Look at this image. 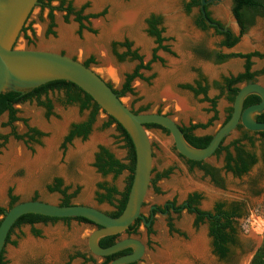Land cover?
Masks as SVG:
<instances>
[{"label": "rangeland", "instance_id": "obj_1", "mask_svg": "<svg viewBox=\"0 0 264 264\" xmlns=\"http://www.w3.org/2000/svg\"><path fill=\"white\" fill-rule=\"evenodd\" d=\"M60 1L54 0L51 8L42 5L35 8L17 48L64 53L81 63L94 58L91 68L120 93L126 77L134 73L139 63L129 58L121 62L115 51L124 54L126 49L120 45L129 42L144 64L151 62L158 45L147 32V20L159 17L166 40L164 46L170 53L159 50L160 60L152 64L150 71H141L142 79H135L131 84L132 92L121 100L130 110L169 116L183 128L206 126L194 132L197 137L214 136L232 109L228 92L223 90L224 79L243 74L246 61L231 56L259 53L263 58L251 60V71L264 70L262 16L256 15L244 32L241 29L240 37L238 29L231 24L227 29L239 41L228 48L222 45L225 38L216 29L210 27L202 31L197 27L201 12L200 7L188 11L192 0H65L76 11L85 8L84 16H100L85 22L86 29L82 31L74 16L67 18L65 12L55 10ZM207 1L208 12L215 22L225 28L229 22L234 23L233 0ZM51 9L55 10L53 34H49ZM218 56L229 58L219 61ZM197 83L208 88L207 99L216 101L215 110L205 96H196L186 89L187 86L197 88ZM255 83L264 87V76L259 75ZM244 84L236 88L240 90ZM49 99L53 103L50 116L33 101L15 106L19 121L13 125H9L7 113L0 117V208L5 212L10 209V194L18 198L19 203L37 198L59 205L62 195L51 193L48 187L55 179H60L69 195L77 193L74 205L114 213V206L98 202V193L103 194L98 187L106 184L123 194L130 173L104 176L95 165L101 148L129 164V149L122 132L117 124H110L107 114L100 112L88 138H77L63 148L72 126L86 122L90 112L64 105L63 92L51 93ZM45 100L43 97L42 101ZM29 129L43 134L38 144L29 143L27 138L16 140L13 137V133L25 136ZM148 134L154 163L152 185L142 210L144 216H148L153 207L164 209L167 203L180 208L193 193L201 195L198 205L201 211H211L219 201L238 202L243 204L245 216L236 225L238 246L231 248L227 259L221 260L213 252L208 222L197 224L195 216L184 209L166 215L157 211L148 225L140 223L137 233L130 235L146 247L138 264H251L255 252L264 244V143L261 138L254 133L250 135L254 147L249 141L242 143L258 158V164L245 176L226 174L224 152L204 163L220 172L224 187L218 189L199 169H191L175 150L169 134L161 129H150ZM242 137L243 132L236 131L226 139L224 147ZM168 172V176H164ZM159 176L162 178L158 180ZM2 218L0 216V223ZM96 229L76 220L22 225L10 236L3 264H104V259L94 257L88 249L89 236ZM125 237L129 236L124 234L119 240Z\"/></svg>", "mask_w": 264, "mask_h": 264}, {"label": "water", "instance_id": "obj_2", "mask_svg": "<svg viewBox=\"0 0 264 264\" xmlns=\"http://www.w3.org/2000/svg\"><path fill=\"white\" fill-rule=\"evenodd\" d=\"M39 5L40 0H0V95L7 92L27 93L56 81L74 84L88 94L101 112L114 119L130 137L135 149V171L126 208L117 218L85 205L60 206L39 200L16 204L5 212L0 223V259L15 224L24 216L37 215L52 219L86 220L97 227L88 239V249L94 257L105 259L131 249L132 254L117 258L111 264H135L146 252L145 245L139 240L121 238L108 248H102L99 242L106 237L126 234L137 220L143 219L142 210L151 187L154 163L152 142L145 126L156 125L166 130L180 156L188 161L205 163L216 155L223 142L240 125L251 133L264 132V123L256 121L257 116L264 114V87L257 83L244 84L234 100L230 120L212 136L205 149H195L186 141L181 127L169 116L133 113L91 67L87 68L83 63L61 53L17 48L22 31ZM208 5L209 1L201 0L200 12L207 25L218 32H226L209 20L206 10ZM232 24L238 29L237 35L240 37L241 26L235 16ZM252 95L258 96L261 102L245 109L244 103Z\"/></svg>", "mask_w": 264, "mask_h": 264}, {"label": "trees", "instance_id": "obj_3", "mask_svg": "<svg viewBox=\"0 0 264 264\" xmlns=\"http://www.w3.org/2000/svg\"><path fill=\"white\" fill-rule=\"evenodd\" d=\"M53 2L54 0H46V1L40 0V5H42L45 8H51ZM200 6H201V0H192V3L187 6V9L188 11H190L193 7H200ZM55 10L65 12L67 18H69L70 16H74L75 22L80 25L81 31L86 29L84 25L85 22H89L92 19H97L100 17L96 15L84 16L83 13L85 8L81 9L80 11H76L73 5L71 3L67 4L65 0L60 1L59 7ZM55 10L54 9L50 10L49 19L51 21V26L49 29V34H53L52 29L54 28ZM206 10H207V17L209 18V20L213 23H217L211 18L208 12V7H206ZM233 13L241 26L242 32H244L249 25L253 24L254 17L256 15L264 17V0H233ZM217 24L219 25V27H222L221 24L219 23ZM147 25H148L147 32L149 36L154 38L156 44L158 45V49L154 51L153 59L151 62H149L148 64H144L143 58L138 54L137 51L132 50V44H130L129 42H125L124 44L120 45L122 48L126 49V52L124 54L120 55L115 51L116 57L121 62L129 58L131 61L139 63L134 73L126 77V82L123 86L122 92L117 93L114 91V93L118 95L119 98L132 92L131 84L137 78L142 79L141 71H150L152 64L160 60L159 57L157 56V52L159 50H162L166 53H170L169 48L164 46L166 40L163 37L164 30L161 28L162 25L161 18L152 16L147 20ZM196 25L199 29L203 31L208 30L210 28L207 25L202 14H200V17L197 19ZM26 26L22 31V34L27 32ZM87 30L89 32H92L90 29ZM223 36L225 37V40L223 41L222 45L228 48L234 47L239 41V38H236L233 35H223ZM231 57L244 59L246 61L245 72L243 74H240L237 77L224 79L223 90H226L228 92L229 100L233 104L239 92V89L236 88V86L243 83H247V84L255 83L256 78L259 75L264 76V70L257 73H253L251 71L252 69L251 60L253 58H263V56L260 55L259 53H253L248 55H235ZM217 58L219 61H224L229 57L218 56ZM94 63H95L94 58H90L88 61L85 62L84 66L90 68ZM186 89L193 92L196 96L199 95L205 96L206 100L211 104L213 110H215L216 101L207 99V92H208L207 87H203L201 83H197V88L187 86ZM54 92L64 93L65 95L64 105L78 106L81 112H85V111L90 112L89 119L86 122L72 126L69 135L65 139L63 148H66L68 144H71L77 138H83V139L88 138V136L92 131V127L95 124L96 119L101 112V109L88 94H86L84 91H82L74 84L66 81H56V82L48 83L27 93L7 92L1 94L0 117L7 113L9 116V125H13L14 123L19 121L17 117L18 112L15 109V106L33 101H36L37 105L40 108L44 109L47 115L50 116L52 115L53 112V103L49 99V94ZM43 97H45L46 99L45 101H42ZM260 102L261 99L258 96L252 95L246 99L244 103V108L246 109L250 106L258 105ZM131 111L135 114H141L145 112V110H141L139 112H134L133 110ZM232 113H233V108L230 109L229 117L224 124H226L230 120ZM256 121L259 123H264V114L257 116ZM110 124H117L119 130L122 132V135L125 138L127 147L129 149V164L122 163L121 161L117 160L115 156L111 154L107 149L101 148L100 153L96 157L95 166L98 169V171L102 173L104 176H108L112 174L115 177H119L124 172H129L130 178L128 181V187L126 189V192L123 194H120L115 187H110L106 184L99 185L98 188L101 192H103V194L98 193L97 200L100 204L108 203L109 205L114 206L116 211L108 215L113 218H117L124 212L128 202V197L133 181V174L135 171V149L130 137L114 119L110 118ZM145 127L147 130L161 129L168 134L166 130L156 125H146ZM205 128L207 127L204 125H191L189 128L181 127V130L184 133L186 141L192 147H194L195 149H205L210 144L212 137L211 136L197 137L194 135V132L196 130L205 129ZM237 130L243 132V137L239 140L234 141L232 144H230L227 147H224V143H225L224 141L223 144L221 145V148L217 151L216 156L224 152L226 154L224 171H226L227 173H233L237 177H242L247 175L251 171V169L258 163V158L256 154L247 151L246 148L242 145L243 141H249L250 145L254 147V139L249 135L250 132L247 130L245 131L242 125H240ZM255 136H259L264 143V132L255 133ZM13 137L16 140H23L27 138L29 143L38 144L39 139L43 137V134L36 129H29L28 133L25 136H19L16 133H13ZM4 140L6 141L7 138L5 137ZM262 152H263L262 158L264 161V145ZM186 161L191 167V169L197 168L205 175V177H209L215 186L219 188L224 187L223 180L220 177V172L218 170L205 165L203 162H193L188 160ZM168 174L169 172L166 173L164 176H168ZM160 178H162V176H159L158 180ZM48 190L51 193H59L62 195L63 199L59 204L60 206L74 205L73 200L75 199L77 193L73 195H69L68 190L63 189V182L60 179H55L54 184L52 186H49ZM118 196L120 197L119 200H117ZM10 200H11L10 209L19 203V199L12 196V194H10ZM33 200L37 201V198ZM200 201H201L200 195L195 194L189 197V203L191 205H199ZM220 209L221 206L218 207V212L224 217V219H213V221L210 223V236L213 238L214 253L217 256H219L222 260H225L229 257L231 253V248L238 246V239H237L238 231L236 227L237 223H235L236 219H229L231 217H236V215L234 213H228L225 215L224 213H222ZM191 213H195L197 215L199 214L203 215L199 209L193 210ZM4 214H5V210L0 208V216L3 217ZM71 220H76L79 222L93 225L84 219H52L37 215H27L22 217L15 224V226L13 227L10 233V236L15 228L20 227L22 225L34 226L36 224H41V223L46 224L48 222L71 221ZM137 222L138 221H136L134 225L130 227L129 231L127 232L128 234L132 235L137 233V228L139 225ZM204 222H205L204 216H200L198 219H196L197 224H202ZM169 226L170 228H173V225L171 223ZM10 236L8 238V241L10 239ZM120 237H121L120 235L106 237L99 242V245L102 248L111 247L119 240ZM130 251L131 249H128L114 256L105 258L104 264H110L113 260L117 258H120L125 255H129ZM2 261H3V254L0 259V264H3ZM251 264H264V244L256 252L254 258L251 261Z\"/></svg>", "mask_w": 264, "mask_h": 264}, {"label": "flooded vegetation", "instance_id": "obj_4", "mask_svg": "<svg viewBox=\"0 0 264 264\" xmlns=\"http://www.w3.org/2000/svg\"><path fill=\"white\" fill-rule=\"evenodd\" d=\"M208 7V6H207ZM221 29H223V30H226V32H224V33H221V35L223 34V35H232V33H231V31L229 30V29H226L225 28V26H223L222 25V27H220ZM203 31V30H202ZM216 31H218L217 29H216ZM222 35V36H223ZM224 37V36H223ZM225 38V37H224ZM62 55H65L66 56V54H64V53H61ZM74 60H76V61H78L77 59H75V58H73ZM83 64H85V62H83ZM245 84H247V83H245ZM110 87H111V89L113 90V91H115V92H117L116 90H114V88L110 85V84H108ZM118 93V92H117ZM135 112V111H134ZM228 117H229V113H228V115H227V117H226V119H225V121H224V123L226 122V120L228 119ZM224 123H223V125H224ZM238 131V130H237ZM246 131V130H245ZM251 134H253V133H249V135H251ZM254 135H255V133H254ZM216 156V155H215ZM225 157H226V154H225ZM258 164V163H257ZM256 164V165H257ZM224 167H225V159H224ZM226 172V171H225ZM226 174H231L233 177H237V176H235L233 173H227L226 172ZM209 178V177H208ZM210 179V178H209ZM210 182L213 184V182H212V180L210 179ZM151 185H152V183H151ZM214 185V184H213ZM215 186V185H214ZM216 188H218V189H220L219 187H217V186H215ZM195 194H197V195H200L199 193H193V194H191V195H189L188 197H187V199H186V201H185V203L183 204V206H181L180 208H177V206L175 205V204H173V203H167L166 204V206L164 207V209H159V208H157V207H153L151 210H150V212H149V215L148 216H144L143 214H142V216H143V219H139V220H137L138 222V224H140V223H143V224H145V225H147V224H149L152 220H153V218H154V216H155V214L157 213V211H160L161 212V214H163V215H166L167 213H169L170 211H174V212H177V213H179L180 212V210L181 209H184V210H187L190 214H193L194 216H195V219H198L200 216H204V219H205V221L206 222H208V230H209V236H210V223L213 221V219H224V217L218 212V207L219 206H221V211H222V213H224L225 215L226 214H228V213H234L235 215H236V217H231V218H229V219H236L235 220V223H237L240 219H242L244 216H245V211H244V207H243V204H241V203H238V202H232V203H228V202H224V201H219V202H216L215 204H214V206H213V208H212V210L211 211H209V212H204V211H201L200 209H199V206L198 205H191L190 203H189V197L190 196H193V195H195ZM201 196V195H200ZM37 200H39V199H37ZM196 209H199L201 212H202V214L203 215H197V214H195V213H191L193 210H196ZM129 237H130V234H128V233H126ZM210 238L212 239V246H213V238L210 236ZM213 252H214V247H213ZM133 253V251L131 250L130 251V254H132ZM4 254V253H3ZM215 254V253H214ZM216 255V254H215ZM79 256H81V257H83L82 255H79ZM217 256V255H216ZM219 259H221L219 256H217ZM222 260V259H221ZM4 261V260H3ZM2 261V262H3ZM139 262H137V263H135V264H138Z\"/></svg>", "mask_w": 264, "mask_h": 264}, {"label": "bare ground", "instance_id": "obj_5", "mask_svg": "<svg viewBox=\"0 0 264 264\" xmlns=\"http://www.w3.org/2000/svg\"><path fill=\"white\" fill-rule=\"evenodd\" d=\"M230 24H232V21L231 22H229Z\"/></svg>", "mask_w": 264, "mask_h": 264}]
</instances>
